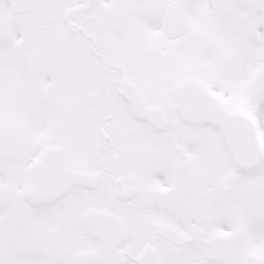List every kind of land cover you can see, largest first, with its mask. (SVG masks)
<instances>
[{"label":"snow or ice","instance_id":"obj_1","mask_svg":"<svg viewBox=\"0 0 264 264\" xmlns=\"http://www.w3.org/2000/svg\"><path fill=\"white\" fill-rule=\"evenodd\" d=\"M0 264H264V0H0Z\"/></svg>","mask_w":264,"mask_h":264}]
</instances>
